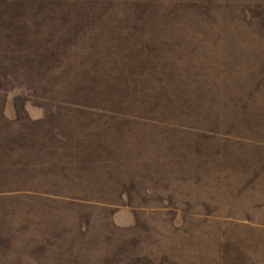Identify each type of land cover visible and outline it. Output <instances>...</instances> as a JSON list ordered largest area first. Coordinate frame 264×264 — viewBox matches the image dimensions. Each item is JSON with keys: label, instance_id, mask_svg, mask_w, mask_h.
I'll use <instances>...</instances> for the list:
<instances>
[{"label": "rangeland", "instance_id": "1", "mask_svg": "<svg viewBox=\"0 0 264 264\" xmlns=\"http://www.w3.org/2000/svg\"><path fill=\"white\" fill-rule=\"evenodd\" d=\"M0 264H264V0H0Z\"/></svg>", "mask_w": 264, "mask_h": 264}]
</instances>
